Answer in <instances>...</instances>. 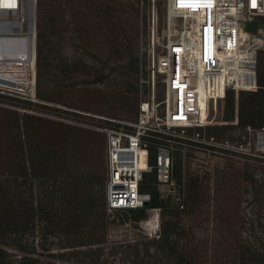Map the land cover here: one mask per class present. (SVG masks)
<instances>
[{
	"label": "rangeland",
	"instance_id": "obj_1",
	"mask_svg": "<svg viewBox=\"0 0 264 264\" xmlns=\"http://www.w3.org/2000/svg\"><path fill=\"white\" fill-rule=\"evenodd\" d=\"M138 5L139 0H44L48 67L35 71V102L0 93V223L11 220L16 201L23 217L31 204L34 207L22 230L5 237L8 260L19 259L22 252L14 246L19 241L26 252L34 251L36 264H143L140 244L168 222L174 223L169 227L176 230L172 236H183L181 264H237L236 242H255L257 219L263 222L253 197L254 191L264 190L263 128H235L222 139L213 136L228 141L230 150L219 153L195 147L178 151L173 191L147 183L174 202L193 185L194 199L185 212L146 209L145 218L138 220L134 213L104 210L105 228L96 227L100 222L92 217L89 204L93 198L101 203L104 196L102 129L115 126L109 119L131 121L136 115L135 87L146 57H140ZM150 6V0L143 1L144 38ZM155 6L160 31L163 0H155ZM259 22L263 28L264 17ZM255 40L264 45L261 35ZM256 62L264 75V48L257 49ZM143 79H149L145 71ZM162 87L157 76V98ZM220 114L218 109L212 126L226 124ZM57 206L66 210V217L80 221L78 230L54 228L51 209ZM92 226V244L69 248L75 230L85 235Z\"/></svg>",
	"mask_w": 264,
	"mask_h": 264
},
{
	"label": "built area",
	"instance_id": "obj_2",
	"mask_svg": "<svg viewBox=\"0 0 264 264\" xmlns=\"http://www.w3.org/2000/svg\"><path fill=\"white\" fill-rule=\"evenodd\" d=\"M143 1L138 5L139 45L140 57H146L140 66L136 115L131 121L109 119L115 126L102 129L107 213L144 208L149 195L139 192V184L147 172H154L158 186L173 191L178 151L230 150L228 141L205 135L204 128L216 124L218 109L223 114L226 92L237 98L240 91L256 90L257 49L264 48L255 40L256 35L264 37L259 22L264 0H163L160 31L155 0H150L145 38ZM251 21H256L255 32L246 30ZM35 56L36 0H0V93L35 102ZM157 76L163 86L160 98ZM236 123L235 118L231 124ZM178 203L181 210L182 199Z\"/></svg>",
	"mask_w": 264,
	"mask_h": 264
},
{
	"label": "trees",
	"instance_id": "obj_3",
	"mask_svg": "<svg viewBox=\"0 0 264 264\" xmlns=\"http://www.w3.org/2000/svg\"><path fill=\"white\" fill-rule=\"evenodd\" d=\"M48 21L46 9L44 7V0H36V56H35V71L36 74L40 72L41 69L48 67L47 63V46L48 41ZM257 63V62H256ZM256 90L255 91H240L237 95L236 100L234 99V93L231 91L226 92L224 98V114L222 119L226 124L221 126H208L204 128L206 130L207 136H215L217 138H224V134L231 129H264V75L261 73V66L256 64ZM37 93V91H35ZM135 99L137 101V84L135 87ZM30 103V102H29ZM138 105V101H137ZM137 111V109H136ZM236 118V124H231ZM196 130L201 131V128ZM153 162V152L149 151L148 163L152 165ZM97 167V166H96ZM96 169V168H95ZM97 176L96 171L93 173V177ZM105 175V173H104ZM155 182L154 172L143 174L142 180L139 184V192L149 195V207L142 209H135L126 212L117 213H134L137 214L138 220L144 219L146 216V209H159V211L165 213L171 210H179L185 212L189 209L191 203L193 202V185L189 186L186 196L182 197V209L180 210L178 201L174 202L168 196L163 197L155 189L146 187L147 183ZM150 186V185H149ZM96 195V194H95ZM254 204L257 208L258 214H262L263 222L257 219L258 222V236H254L255 242L253 240H247L243 238L240 243L236 242V252H237V264H264V190L254 191ZM104 196L100 203V200L93 198V202H90L89 209L92 217L100 222L98 229L102 227L104 230V225L102 222L104 216ZM21 204L15 203L14 212L11 220H7L4 224L0 223V264H36L37 259L34 257V251L32 253L26 252L21 246L20 242L17 241L16 250L22 252L19 255L17 261H10L7 258V250L5 249V237L7 234L16 235L20 230H22V225L28 220L32 219L34 214V207L31 204L29 209H27L26 217L22 215ZM254 213V207H251ZM66 210L60 207H54L51 209L52 218L51 222H54V228L60 230L61 232H70L72 228L78 230L80 226V221L74 217H66ZM31 222V221H29ZM166 228L163 231H156L152 233L153 237L150 241H143L140 246L143 248L144 253L141 258L145 260L143 264H160L162 260L181 264L182 254L180 253L181 248V236L179 233L176 235H171L172 230L169 227L174 226L173 222L164 223ZM253 227V224H252ZM73 233L70 237L71 243H69V248L83 247L91 242H94L93 234H95V227L88 228L85 235H80V231ZM87 238V239H85ZM69 240V239H68ZM150 247H153L151 252ZM136 250L139 248V244L134 247ZM138 254V251H136ZM137 258V255L135 256ZM153 258L152 262L148 260ZM172 259V260H171ZM141 260V261H143ZM147 260V261H146Z\"/></svg>",
	"mask_w": 264,
	"mask_h": 264
},
{
	"label": "water",
	"instance_id": "obj_4",
	"mask_svg": "<svg viewBox=\"0 0 264 264\" xmlns=\"http://www.w3.org/2000/svg\"><path fill=\"white\" fill-rule=\"evenodd\" d=\"M246 30L248 32H255L256 31V21H251V22L246 23ZM263 30H264V27H263ZM142 206L144 208H148L149 201L148 200L143 201Z\"/></svg>",
	"mask_w": 264,
	"mask_h": 264
},
{
	"label": "bare ground",
	"instance_id": "obj_5",
	"mask_svg": "<svg viewBox=\"0 0 264 264\" xmlns=\"http://www.w3.org/2000/svg\"><path fill=\"white\" fill-rule=\"evenodd\" d=\"M260 44V43H257ZM205 115V113H203V116ZM207 122V121H206ZM262 145L264 146V137H262Z\"/></svg>",
	"mask_w": 264,
	"mask_h": 264
},
{
	"label": "crops",
	"instance_id": "obj_6",
	"mask_svg": "<svg viewBox=\"0 0 264 264\" xmlns=\"http://www.w3.org/2000/svg\"><path fill=\"white\" fill-rule=\"evenodd\" d=\"M105 163V162H104Z\"/></svg>",
	"mask_w": 264,
	"mask_h": 264
}]
</instances>
